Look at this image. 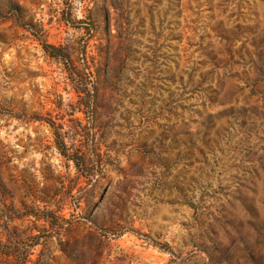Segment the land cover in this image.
<instances>
[{
  "label": "rangeland",
  "instance_id": "rangeland-1",
  "mask_svg": "<svg viewBox=\"0 0 264 264\" xmlns=\"http://www.w3.org/2000/svg\"><path fill=\"white\" fill-rule=\"evenodd\" d=\"M0 264H264V0H0Z\"/></svg>",
  "mask_w": 264,
  "mask_h": 264
},
{
  "label": "trees",
  "instance_id": "trees-1",
  "mask_svg": "<svg viewBox=\"0 0 264 264\" xmlns=\"http://www.w3.org/2000/svg\"><path fill=\"white\" fill-rule=\"evenodd\" d=\"M45 47L47 48V50L55 57H63V54L60 50L59 47L54 46V45H50V44H45ZM64 155H67L66 152H62Z\"/></svg>",
  "mask_w": 264,
  "mask_h": 264
}]
</instances>
